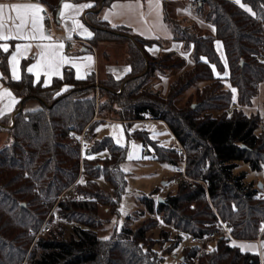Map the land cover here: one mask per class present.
<instances>
[{
  "label": "trees",
  "instance_id": "obj_1",
  "mask_svg": "<svg viewBox=\"0 0 264 264\" xmlns=\"http://www.w3.org/2000/svg\"><path fill=\"white\" fill-rule=\"evenodd\" d=\"M39 1L56 17L63 1L91 2L96 10L117 0ZM241 3L250 11L232 0H195V16L213 25L211 36L170 17L163 0L164 20L173 39L191 48L189 68L182 56L172 52L149 56L145 47L153 41L131 34L125 27H110L97 13L88 15L92 43L121 44L114 35L116 30L129 37L136 52L135 59L127 53L129 74L120 79L107 75L99 84L98 111L105 113L100 121H119L124 126L162 121L185 151L188 177L178 181L162 202L152 193L143 197L146 219L134 229L122 227L107 239L99 237L95 229L105 222L101 209L110 215L117 213L125 185L119 169L124 159L121 147L110 138L95 142L91 152L107 149L109 157L85 159L84 174L89 179L78 184L81 199L59 197L77 176L79 150L69 135L79 133L94 115L93 77L77 80L65 69L60 78L42 87L23 71L20 80L11 81L6 54L0 51L3 82L20 102L12 118L0 121V131L10 137V143L0 148V264H162L153 245L167 243L164 252L168 254L188 237L218 231L221 222L229 225L237 241L264 240V194L257 183L246 179L245 171H237L240 164L255 172L264 167V132L258 130L261 116L244 112L264 82V63L258 59L264 51V0ZM215 41L222 44L225 66L214 49ZM167 71L179 73L162 96L151 82L157 73ZM65 85L69 88L61 92ZM191 89L194 93L178 106L177 100ZM29 100L39 101L41 108L25 109ZM233 103L236 107L231 109ZM97 123H90V131ZM134 137L143 147L153 149L155 161L178 164L174 149L159 146L144 132ZM98 178L109 185L110 192L99 186ZM52 208L51 215L71 224L72 233L66 236L65 226L59 223L32 245ZM160 225L153 241L148 233ZM166 227L175 232L172 239L171 229ZM211 242V249L184 247L178 264H259L258 254L242 251L226 238Z\"/></svg>",
  "mask_w": 264,
  "mask_h": 264
},
{
  "label": "crops",
  "instance_id": "obj_2",
  "mask_svg": "<svg viewBox=\"0 0 264 264\" xmlns=\"http://www.w3.org/2000/svg\"><path fill=\"white\" fill-rule=\"evenodd\" d=\"M165 1H167L168 12H170V14L172 13L171 15H173L175 19H181L185 24H193L201 33L211 36L214 34V27L212 24L194 15L196 8L194 4L195 0ZM232 1L235 2V0ZM63 3L72 5L92 4L91 2L87 1L61 2L58 15L55 17V33L58 38L48 34L45 31L41 12L39 13L40 19H38L36 22V29H33L32 16L29 14L25 17L23 28L20 29L23 35L27 38H16V26L20 25L21 21L19 18H17V13L10 10V7L5 8L3 28L0 29V31H3L5 35H10L11 38L7 40H0V44L8 45L7 52H4L3 49H0V51L6 54V65L11 81L20 80L23 71L32 77L35 84H39L42 87L49 86L53 79L60 78L65 69H70L73 72L74 78L77 80H84L87 77H93L94 80H99L107 75H110L115 79H120L129 74L130 66L127 63L126 54L125 56L123 55V47H119L113 43L100 42L94 44L91 42L93 32L88 22V15L92 13H97L99 19L106 22V24L110 27H125L130 30L131 34H134L144 40L153 41L154 44L145 47V51L149 56L158 57L172 52L182 56L185 59L186 67L189 68L192 66V61L190 59L191 48L185 47L180 41L173 39L170 27L164 20L163 0H117L110 3V5L107 7H99L96 10H93L92 7H88L84 8L78 13L73 9H64ZM13 4L39 5L33 0H0V5L11 6ZM241 4L242 3L239 5ZM243 8L249 9V7L246 5H244ZM61 11L64 12L63 16L60 15ZM106 14L107 19H105ZM74 21L78 24H82L88 29V31L92 33V35L90 37L87 35H82L81 33L83 29L76 27ZM33 36L35 38H31ZM41 36L45 38H41ZM58 44H62L63 47H47L49 45ZM17 46L20 47V52L17 57V70L20 77L18 80L12 78L11 67L8 63L9 57L17 51ZM214 49L220 61L225 66L226 59L220 41L214 42ZM42 53L44 54L45 58L51 57L53 54L56 55L57 59L59 57H64L65 62L60 65L59 74L49 73L46 75L44 68L39 70L38 76L28 72V68L32 65H35L38 62L43 63ZM77 66L79 67V73H77ZM45 81H47V83H45ZM168 84L169 79L164 74L159 73L154 76L151 82V86L163 95L167 90ZM3 89H7L12 93L6 84H4L2 76H0V91ZM12 96L15 97L17 102L12 106L10 111H6L3 116H0V121L5 118H12L16 112V108L20 105L19 99L13 93ZM255 98H253L252 102ZM10 99L11 98L7 96L0 98V108H4L7 104H9ZM249 108H251V106L245 108L244 112ZM254 113L261 116V118L264 115L263 110L261 114L259 113L258 109L251 114L254 115ZM166 129L168 130L167 127ZM169 134L171 135L170 132ZM172 141L173 136L171 135V142ZM168 148L175 150V142H172ZM254 182L259 183L257 181ZM262 189H264V183H262ZM241 244L254 245V248H246L244 251L258 254L259 264H264V249L260 248V246H262L261 239L259 240L258 244L250 241H241L237 244V246Z\"/></svg>",
  "mask_w": 264,
  "mask_h": 264
},
{
  "label": "rangeland",
  "instance_id": "obj_3",
  "mask_svg": "<svg viewBox=\"0 0 264 264\" xmlns=\"http://www.w3.org/2000/svg\"><path fill=\"white\" fill-rule=\"evenodd\" d=\"M171 14H170V17L175 19L173 15ZM183 24L184 23H182V25ZM191 25L194 26L193 24H188V26H191ZM117 32L119 31L115 30L116 34L114 35L117 36V39H118L117 42L121 44H116V45L119 47H123L124 56L125 54L127 56V53L129 52L132 55L133 59H135L136 52L133 50L132 43L129 40V37L123 36V33H117ZM262 52H260V54ZM178 73L179 72H176V71L164 72V75L169 79L168 87L171 81L173 80V78H175ZM103 79L104 78H101L99 80H94V89H93L94 92H92L93 101H94V115L90 123L92 122H98V123L95 124V126H93L91 131L89 127L90 123H88L81 130L83 131L86 128V130L89 133L87 151L84 154V160H80L78 156L77 176L74 182L69 187H67L59 197L62 196V197L71 198V199H81V196L77 193V187H79L78 184L83 181L84 182L88 181L89 179L84 174L85 159L97 158L102 161L109 157V152L107 149H97L95 152L94 151L91 152V148L95 142H99L105 138H110L111 141L115 145L121 147L124 150V159L121 161L119 165V169L124 173L125 185H124L123 191L120 193V198L118 200L117 213L115 215H110L108 212L101 209L100 216L105 222H103L100 227L95 229L99 237L108 238L114 232H118L122 227H129L131 229H134L142 221L146 219L147 214L144 211L145 208L143 207V204L141 203V199L143 197L150 196V194L152 193V196L155 199L164 198L169 192H172L175 189L177 183H175L174 179L177 178V173L182 167L183 158L180 156L179 157L176 156V159L178 161L177 162L178 164L176 166L166 164V163H159L155 161L153 158V149L149 146L143 147L140 140L134 137V134H136L137 132L139 133L144 132L146 137H148L150 140L152 141L155 140L154 142H157L159 146L168 148V146L172 144L171 135L169 134L163 122L161 121H150V120L138 121V122H132L127 126H124L121 122L114 121V120L105 119L103 121H100L102 120V117H105L104 116L105 113L102 114V113H99L100 111H98L100 109V96H99L98 88H99V84L102 83ZM168 87H167V90H168ZM153 90L155 89L153 88ZM190 93H194V89H191L189 92L183 95L182 96L183 100H181L182 97L179 100H177V105L181 106L183 102H185L184 101L185 97L188 96ZM161 95L164 96L162 93ZM25 104L27 106L25 105L24 108L27 110L41 108L40 106L41 103L37 100H29ZM263 107H264V82H262L259 85L257 97L252 102L251 108L245 110V114L250 115L251 113L255 112L257 109L259 113L261 114L262 110L264 111ZM17 109L19 110L20 106L17 107ZM231 109L233 108L231 107ZM261 121H262V118H261ZM9 143H10V137L8 136L7 132L5 130L0 131V148L4 144H9ZM129 153L132 154L131 158H129ZM239 168L240 169H238L237 171H240L242 169V171L246 172L247 180L249 181L254 180L260 183H264V167L259 172L250 170L248 166L245 164H240ZM183 180L185 179L183 178ZM96 182L99 184V186L103 190L110 192L109 185H107L103 181L102 178L96 179ZM260 190H262L261 192L264 194V189H260ZM121 205H123V212L120 211ZM53 208L50 210L48 215L45 217L42 225L40 226V228L34 235L33 240L31 242L32 245L35 243V241L39 237H42V236L44 237L50 231H52L53 229H56L55 227H57L59 223L65 226L66 236H69L72 233L71 224L61 222L57 219V216L51 215L53 212L52 211ZM142 211H144V213L141 214ZM45 228H49V231L44 232ZM161 228L162 226L160 225L157 228L151 229L149 231L148 234L151 235V238L153 241H156L157 239L156 237ZM166 229L170 230L171 228L166 227ZM174 233L175 232L172 229L169 231V236L171 239L175 235ZM189 239L190 237L186 238L185 241H182L178 245V247H176L172 252L168 254L164 252L165 247L168 245L167 243L164 245L161 243L159 244L156 243L155 245H153V249L163 258L162 264H178V261L182 255V249L186 246L189 247L192 245L190 244ZM257 239L260 240L259 237ZM255 240H252L250 242H254ZM239 242L241 241H237L235 244H238ZM32 245L30 247H32ZM213 246H214V243H212L211 241H209L206 244V247L208 249L213 248ZM260 248L264 249V240H262V246H260Z\"/></svg>",
  "mask_w": 264,
  "mask_h": 264
},
{
  "label": "snow or ice",
  "instance_id": "obj_4",
  "mask_svg": "<svg viewBox=\"0 0 264 264\" xmlns=\"http://www.w3.org/2000/svg\"><path fill=\"white\" fill-rule=\"evenodd\" d=\"M236 3L240 4L241 0H235ZM10 7V10L12 12L17 13V18L20 19L21 23L20 25H17V33H16V38L19 39H25L27 37H25L23 35V33L20 31L21 28H23L24 26V22H25V17L28 16L29 14H31L32 16V24H33V29H36V22L38 19H40L39 17V13L42 11L41 7L39 5H16L13 4L11 6L8 5H0V29L3 28V19H4V11L5 8ZM88 7H92V4H79V5H72V4H68V3H63V8L64 9H73L75 12H80L81 10H83L84 8H88ZM241 7H244L243 4H241ZM246 11H250V9H245ZM60 15L63 16L64 12L61 11ZM105 19H107V14L105 15ZM74 23L76 24V27L83 29L82 31V35H87V36H91L92 33L90 31H88L87 28H85L82 24H78L74 21ZM11 38L10 35H5L3 31H0V40H7ZM31 38H35L34 36ZM41 38H45L43 36H41ZM27 47V46H26ZM47 47L50 48H62L63 45L62 44H58V45H49ZM0 49H3L4 52L8 51V45L7 44H0ZM20 52V47L17 46V51L14 52L8 60V63L11 67V72H12V78L18 80L19 74H18V70H17V57L18 54ZM42 59H43V63H37L35 65H32L31 67L28 68V72L33 73L35 75H39V70L41 68H44L45 70V74H59V67L62 63L65 62L64 57H59L58 59L56 58V55L53 54V56L51 57H47L45 58L44 54L42 53ZM91 59V58H89ZM203 59V58H202ZM128 70V69H126ZM214 70V69H213ZM77 73H79V67L77 66ZM224 75H227V72L224 73ZM0 76H2V74H0ZM45 83H47V81H45ZM69 86L65 85V87L63 89H61V91H65L67 90ZM233 92V100H235V92L236 89H232ZM57 95H59V93H57ZM3 96H7L10 97V103L7 104L4 108H0V116H3L5 114L6 111H10L12 106L17 102L15 97L12 96V93L7 90V89H3L2 91H0V98H2ZM118 127V126H116ZM99 130V129H97ZM132 154L129 153V158H131ZM121 212H123V205H121ZM261 230L264 231V225H261ZM104 239H107V237H105ZM235 244V242H233ZM239 247L241 248V250H245L246 248H254V245H244L241 244L239 245Z\"/></svg>",
  "mask_w": 264,
  "mask_h": 264
},
{
  "label": "built area",
  "instance_id": "obj_5",
  "mask_svg": "<svg viewBox=\"0 0 264 264\" xmlns=\"http://www.w3.org/2000/svg\"><path fill=\"white\" fill-rule=\"evenodd\" d=\"M33 1H35L37 4H39L40 7H41V9H42L41 14H42V17H43V26H44L45 31L48 34H51L52 36L58 38L57 35H56V33H55V30H56V28H55L56 27V18H55V15L41 1H39V0H33ZM262 27H263V31H264V21L262 22ZM258 59L261 62L264 63V52H262L258 56ZM231 107L232 108H235L236 107L235 103H233L231 105ZM258 130L264 132V115L262 117V121L258 125ZM88 137H89V133L86 130V128L83 131L79 132V133L73 132V133H70V135H69V138L71 140L75 141L78 144V147H79L78 150H79V158H80V160H84V154L87 151ZM172 142H175V151H177L178 155L183 158L182 167L179 170V172L177 173V178L174 179L175 183H178V181L182 180L183 178L184 179H188V177H187V175L185 173V159H186V154H185L184 149L179 144V142L177 141L176 138L173 137V141ZM48 231H49V228H45L44 229V232H48ZM218 237L226 238L231 243H233V242L236 243L237 242V240H235L232 237V234H231L230 229H229V225L227 223H224V222H221V226H220V229L218 231H216L214 233H210L209 235L204 236V237H190L189 241H190V244L199 246L201 248V247H205L206 244L209 241H212L213 239H216ZM254 242L256 244H258L259 240L256 239Z\"/></svg>",
  "mask_w": 264,
  "mask_h": 264
},
{
  "label": "water",
  "instance_id": "obj_6",
  "mask_svg": "<svg viewBox=\"0 0 264 264\" xmlns=\"http://www.w3.org/2000/svg\"><path fill=\"white\" fill-rule=\"evenodd\" d=\"M257 187L259 188V189H262V183H257ZM158 201L159 202H162L163 201V199L162 198H158ZM21 206H24L23 204L21 205Z\"/></svg>",
  "mask_w": 264,
  "mask_h": 264
}]
</instances>
